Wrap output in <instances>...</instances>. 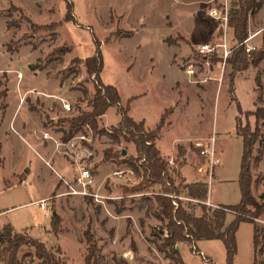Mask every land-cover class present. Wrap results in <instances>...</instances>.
I'll return each instance as SVG.
<instances>
[{
	"label": "rangeland",
	"instance_id": "1",
	"mask_svg": "<svg viewBox=\"0 0 264 264\" xmlns=\"http://www.w3.org/2000/svg\"><path fill=\"white\" fill-rule=\"evenodd\" d=\"M66 2L73 5L71 21L64 19ZM225 2L229 10L230 0H0V90L9 88L8 108L3 118V110L0 111L1 133L6 130L9 132L7 118L18 99L14 81H8L7 73L2 69L17 66L25 75L22 85L30 84L26 64L33 61L36 53L29 50L31 45L26 43L28 41L40 48L41 64L45 63V56L53 48L69 46L70 51L65 53L61 62L50 60L44 68L50 76L59 79L62 75L67 76L64 82L69 94L62 93L65 88L63 85H56L42 76H34L33 80L37 90L60 92L71 105V110L66 112L53 99L48 103L43 100L40 103L41 100L29 95L24 99L26 107L35 116H39L42 125L56 138L57 142L46 140L54 146L57 159L70 167L68 174L60 171L57 174L50 170L45 164L52 165V162L42 160L31 147L33 144L30 140L31 145L19 138L18 134H12L13 130H10V136L6 133L3 137L0 133V228L9 223L15 228L14 232L38 239L52 251L59 249L67 264H84L87 245L83 232L87 225L97 243L98 264H173L155 246L154 241L162 240L158 229L162 221L158 225L147 226L149 221L155 222L152 220L155 216L153 211H156L154 195L165 193L163 184H148L140 191H132L133 187L143 181V170L139 169V175H136L122 162V156L116 155L120 149L129 148L134 153L129 156L135 157L134 144L123 139L118 144L112 143L107 135L92 132L85 126L84 133L78 132L69 139H72L71 145L69 140L62 141L63 133L57 131L65 127V119L79 111L91 109L88 100L94 94L93 78L87 75L83 60L94 52L93 37L100 42L103 58L100 78L102 82L117 89L122 105H128V115L135 120H143L150 129L144 128L151 131L163 113H168L169 123L165 125V119L158 132L156 146L163 155H160L161 158L167 162L166 176L181 191L179 196L168 192L170 196L177 197L184 207L193 206L195 214H201L200 207L192 205L198 204L197 201L185 197L180 170L188 164L182 169L183 175L189 179L198 178L196 168L204 162L200 150L213 144L220 159L219 164L210 177L201 174L202 177L193 183L208 185V196L215 203L235 205L239 202L238 175L242 140L235 133L236 117L239 115L242 125L248 122L254 129L255 118L251 112L257 105L264 106V60L258 66L261 70V90L256 89L254 82L256 68L249 66L246 70L234 73L233 94L239 102V112L228 91L230 67L218 61L209 60L204 63L203 57L197 55L195 50L200 43L209 41L233 44L231 29L208 15L212 7H221ZM258 15L259 11L249 19V34L264 26V20L259 22ZM24 17L36 24L58 23L55 28L56 38L51 40L50 33L45 31L33 33ZM220 30L222 32L219 33ZM190 32H196L198 37L190 36ZM263 35L264 30L251 38L248 44L260 47ZM166 39L179 46L173 62L182 70L192 64L196 70L194 78L197 80L191 84L193 88L189 89L188 103L184 109L177 107L171 113L169 106L176 100L173 85L175 80L182 81L184 74L171 63L175 50L165 42ZM7 45L11 51L7 50ZM21 45L29 48L22 46L15 55L14 52ZM75 57L81 59L72 62ZM38 59L33 61L34 64ZM83 88L88 92L86 96H83ZM1 102L5 103V97ZM51 117L55 118L53 123L50 122ZM119 118L117 108L109 107L98 118V129L111 132ZM259 126L262 133L259 139L264 141V119L259 122ZM31 132L40 144L43 133L36 129ZM257 149L258 144H255L252 161ZM106 150L110 151L111 157L106 158ZM49 151L52 153L53 147L50 146L48 154ZM251 163L254 181L251 191L258 198L264 193V145L261 160ZM28 168L30 171H27ZM84 168L89 170L93 178V182L86 188V194L69 193L70 188L64 184L63 179L76 190H83L76 185L75 177ZM165 186L170 187L167 182ZM94 194L100 196L95 197ZM43 196L46 198V214L40 208V201L34 202ZM144 197H148L154 205L149 213L147 204L143 202ZM201 203L215 207L209 204L207 197ZM53 212L60 218L56 233L50 229ZM119 214L124 216L119 217ZM137 215L147 218L140 222L142 227L138 225ZM131 217L135 218L136 223ZM255 222L264 228V215ZM235 235V264H252L253 224L241 222ZM197 245L201 251L196 245L193 247L192 243H180V256L184 264L225 263V249L220 240H203L197 242ZM2 247L0 264H4L6 259ZM261 252H264V240L257 254L258 261L264 264ZM38 262L33 247L23 245L17 250L16 264Z\"/></svg>",
	"mask_w": 264,
	"mask_h": 264
},
{
	"label": "trees",
	"instance_id": "2",
	"mask_svg": "<svg viewBox=\"0 0 264 264\" xmlns=\"http://www.w3.org/2000/svg\"><path fill=\"white\" fill-rule=\"evenodd\" d=\"M263 4L264 0H230L227 27L232 29L233 37L237 44L232 46L231 55L226 59L225 63L231 69L228 74V91L231 99L237 104L239 112L241 108L233 94L234 73L236 71L246 70L249 66L256 68L254 82L256 89H262V81L260 78L261 70L258 66L264 60V35L262 36L260 47H256L249 52L245 51L243 42L249 36L248 23L250 17L255 15ZM65 5L66 12L64 19L65 21H71L73 5L71 2H66ZM26 20L33 33L45 31L50 33L49 37L51 40L56 38L55 28L59 25L58 23L36 24L29 18H26ZM9 26L10 24L7 22V27ZM220 32L222 31L220 30ZM93 38L95 43L94 52L91 56L83 60V66L85 67L87 75L93 78L94 94L88 100L91 109L89 111H79L78 114L64 120L67 122L68 127L62 130V141H68L78 132L84 133L85 126H87L92 132L107 135L112 143L118 144L120 139H123L126 142H132L134 144L136 156H124L122 157V162L127 164L136 175H139V169H142L143 181L131 190L140 191L148 184L153 183H161L165 188V193H157L154 195L156 211H153L154 215L162 221V225L158 227L162 240L160 242L154 241L155 246L158 251L164 253L165 258L171 259L175 264H184L176 248L179 243H192L195 246V242L198 240L218 239L223 243L225 249L224 264H233L237 253L236 230L241 222H249L253 224V264H263V261H258L257 254L260 244L264 240V228L259 227L255 220L264 215V193H261L256 198L251 191V184L253 182L251 162L258 163L263 155L264 141L259 139L262 136L259 122L264 119V106L257 105L255 110L251 112L255 118L254 129L250 127L248 122L242 125L239 115L236 117L235 133L242 140V158L238 175L240 190L239 202L235 205L208 207L201 203L207 197L208 192L204 183L184 185L185 197L197 201L198 204L192 205H197L201 209V214L196 215L193 206L184 207L177 197L170 196L169 193H174L176 196H179L181 191L179 188L173 186L172 180L166 176L165 169L167 162L161 158L155 146L158 132L162 125H164L168 113H163L155 129L151 131H147L144 128L143 121H135L129 117L127 114L128 105H120V97L117 89L110 84H104L100 78V73L103 68V58L100 50V42L95 37ZM165 42L169 45L174 44V42H170L168 39ZM26 43L30 44L33 50L37 48L35 43L29 41ZM7 50L11 51L8 45ZM68 51H70V48L67 45L53 48L45 56L46 60L44 64H41L42 60L39 58L37 63L29 65V68L33 71L43 70L46 62H50V60L61 62L63 56ZM206 58L214 62L219 60L215 55H206ZM79 59L75 57L72 59V62H78ZM66 77L63 75L60 77V84L64 82ZM6 93V87L0 90V111L6 107V104L1 102L6 97ZM82 93L83 96H86L88 92L83 88ZM258 100H261L260 96ZM111 106L116 107L120 115L117 126L113 127L111 132L101 128L98 129V118L105 114L106 110ZM255 144H258V149L252 161ZM109 152L107 150L105 151L106 158L111 157ZM120 153L121 150L116 155L121 156ZM166 182L170 187L165 186ZM143 200L145 202L144 204H147V212L149 213L154 205L148 197H144ZM140 208H142V205ZM229 213L232 215V219L227 221ZM50 218V229L56 233L59 230L60 218L56 213H52ZM83 235L87 245L84 264H98V247L89 225L86 226ZM23 245L34 248V256L39 260L37 264H67L61 256L59 249L52 251L47 249L45 244L38 239L32 238L24 233L14 232L13 227L9 223L0 228V246H3L1 251L6 255L4 264H16V252ZM260 251L262 250L260 249ZM263 254L264 252H261V255Z\"/></svg>",
	"mask_w": 264,
	"mask_h": 264
},
{
	"label": "crops",
	"instance_id": "3",
	"mask_svg": "<svg viewBox=\"0 0 264 264\" xmlns=\"http://www.w3.org/2000/svg\"><path fill=\"white\" fill-rule=\"evenodd\" d=\"M263 6H264V4H263ZM263 6L261 7V9L259 10V15H258V21L260 22V21H262V20H264V13H262V9H263ZM249 25V28H250V24H248ZM231 29V28H230ZM260 29V28H259ZM258 30V29H257ZM256 30V31H257ZM231 31H232V29H231ZM233 32V31H232ZM250 33H252V32H250ZM190 34V36H194L195 38H197L198 36L196 35L197 33L196 32H190L189 33ZM196 35V36H195ZM232 35H233V33H232ZM257 35V34H256ZM255 35V36H256ZM231 40H232V42H233V44H235V39H234V37L232 36V38H231ZM169 45V44H168ZM22 46H25V47H28L27 45H21V46H19L18 47V49L14 52L15 53V55L18 53V51H19V49L22 47ZM170 46H172L173 48H174V50H175V52H174V54H173V56H172V59H171V63L174 65V67H176L180 72H182L184 75H183V78H182V81L181 80H175V82H174V85H173V89H175L176 90V100H175V103L173 104V105H171V106H169V108L171 109V111H170V113L171 112H173V110L174 109H176L177 107H178V109H180V110H183L184 109V107L187 105V103H188V93H189V89L191 90L192 88H193V86L191 85V84H194L193 82H190L189 81V79H190V77L184 72V70H182L181 68H179L174 62H173V59H174V55H175V53L177 52L176 50H177V48H179V46L176 44V43H174V44H171ZM29 48V47H28ZM29 50L31 51V52H33V53H36V56H35V58L33 59V61L34 60H36V59H38L39 57H40V54H39V52H40V48H37V49H32L31 47L29 48ZM9 53V52H8ZM9 55H12V54H10L9 53ZM15 55H13V56H15ZM81 59V58H80ZM33 61H31V62H28L27 64H26V70H27V76H29V77H27V78H29L30 79V81H29V85L28 86H24V85H22V82H23V80H24V77H25V75H24V72H22L21 70H19L18 68H16L17 66H8L7 67V69H6V67H4V69H2L3 71H6V73H7V79H8V81L9 80H13L14 81V83H15V85H16V87H17V100H16V105L14 106V108L11 110V113L9 114V116H8V118H7V124H8V128H9V132H11L10 130H13L14 131V133L13 132H11L12 134H18L19 135V138H22V140H24L25 142L26 141H28V143H29V140L31 141V143L33 144V145H35V146H33V145H31L30 143V145H31V147L35 150V152L39 155V157L42 159V160H44V161H51L52 162V165L49 163H46L45 165L47 166V167H49L50 168V170H54L57 174H59L60 172H65V173H70V167L69 166H66V165H64V164H62L61 163V161H59L58 159H57V156L55 155V148H54V146L52 145V143L51 142H49V141H47L46 139H52L53 141H56V138L54 139L50 134H51V132L49 131V129L48 128H46L44 125H42V123H41V120H40V118H39V116L38 115H34V112L33 111H30L27 107H26V105H25V102H24V99H25V97L26 96H34V98H36L37 100H41V101H39L40 103H42L43 101L46 103H48L50 100H55V101H57L59 104H60V101H59V98H63V99H65L66 101H68V99H66V98H64V96H63V94L62 93H64V94H69V92H68V90H67V86H66V82H63L62 84H60V81H59V78H56V76L55 77H53V76H50L48 73H47V71H44L45 69H43V70H35V71H33V70H31L30 68H29V65H31V64H34V62ZM34 76H42V77H44L47 81H53L56 85H59V86H64L65 88L63 89V91H62V93H58V92H54L53 90H45V89H42V90H37L36 89V87H35V81L33 80V77ZM8 81H7V84H8ZM104 83V82H103ZM190 83V84H189ZM104 84H106V83H104ZM22 86H23V88H22ZM7 88H8V86H7ZM8 90H9V88L7 89V93H8ZM7 93H6V97H5V104H6V107L4 108V110H3V112H2V114L1 115H3L2 116V118L4 117V114L6 113V109L8 108V102H7V100H8V98H7ZM36 100V101H37ZM43 100V101H42ZM69 102V101H68ZM70 103V102H69ZM120 105L121 106H124V105H122V103H121V99H120ZM60 106H61V104H60ZM62 108V107H61ZM63 110V109H62ZM117 111H118V109H117ZM127 114H128V111H127ZM104 115V114H103ZM102 115V116H103ZM129 116V115H128ZM57 117V116H56ZM129 117H131V116H129ZM132 118V117H131ZM133 119V118H132ZM168 119V116H167V118H166V122H165V125L166 124H168L169 123V121L167 120ZM55 120V118L54 117H51L50 118V122L51 123H53V121ZM119 120H120V118H119ZM119 120L116 122V123H118L119 122ZM133 120H135V119H133ZM1 121H2V119L0 120V133H1ZM135 121H143V120H135ZM115 123V124H116ZM143 123H144V121H143ZM67 122H65V127H63V128H61V129H67ZM144 126H145V124H144ZM25 127V128H24ZM12 128V129H11ZM145 128L147 129V130H149L150 128H148L147 126H145ZM38 130L40 133H47V135H49L51 138H45V137H43L42 138V140L40 141V144L35 140V138H34V136H33V134H32V130L34 131V130ZM61 129H59V130H57V131H59V132H61L62 133V130ZM7 130H6V132L5 131H3V133H1V136H3V137H5L6 136V133L8 134L7 136H10V133H9ZM15 134V135H16ZM27 135V136H25V137H27L26 139H25V137H23V135ZM158 138V137H157ZM157 138H156V140H155V146H156V141H157ZM191 138H194V137H191ZM196 138V137H195ZM1 138H0V148H1ZM57 142V141H56ZM50 146L51 147H53V151H52V153L49 151V154H48V150H49V148H50ZM157 147V146H156ZM158 149V148H157ZM121 151L123 150V149H120ZM125 151H126V153H125V155H134V153H133V151H129V148L128 149H124ZM159 150V149H158ZM45 154V156L44 157H46V159L42 156V154ZM159 153H160V151H159ZM173 153H174V151H173ZM215 154H216V151H215ZM54 155H55V158L53 159V157H54ZM120 155L122 156V157H124L125 155H123L122 153H120ZM160 155H161V153H160ZM171 155H173V154H171ZM161 156H163V155H161ZM165 156V155H164ZM168 156V155H167ZM216 156H217V154H216ZM218 157V156H217ZM220 160V159H219ZM204 163V162H203ZM202 163V165L201 166H198L197 168H196V170H197V172L199 173V177H202L201 176V174L202 175H204V176H206V177H208L207 175H206V173H205V171H204V164ZM185 166H189L188 164H185V165H183L182 167H181V170H180V172H181V176H182V182H183V184L184 185H187V184H190V183H193V182H197L198 181V178H194V179H189V178H187L186 176H184L183 175V173H182V169L185 167ZM199 167H202V170L201 171H198V168ZM191 168V167H190ZM193 169V168H192ZM27 171H30L29 170V168L27 169ZM60 171V172H59ZM50 176H51V173H50ZM62 176V175H61ZM60 176V177H61ZM25 179H26V176H25V174H24V176H23V181H25ZM254 182V181H253ZM52 186H53V188H54V181H53V178H52ZM207 189H208V185H207ZM122 198V197H121ZM46 198H45V196H43V197H41V198H38V199H36V200H34V202H37V201H42V200H45ZM207 199H208V202H209V204L210 205H214V206H216V205H223V204H218V203H215V202H213L212 200H211V198L208 196V192H207ZM196 215H199V214H196ZM119 217H122V216H124V215H121V214H119L118 215ZM132 219H133V221L136 223V221H135V218L134 217H131ZM145 217H142V216H138L137 215V222H138V225L140 226V222H142V219H144ZM145 219H147V218H145ZM232 219V216L231 215H228V218H227V221H230ZM152 220H155V222H151V221H149V223L147 224V226H155V224L156 225H158L159 223H161V220L159 219V218H157V217H155V216H153V218H152ZM8 224V223H7ZM5 225V224H4ZM2 227V226H1ZM13 227V226H12ZM140 227H142V226H140ZM13 230H15V228L13 227ZM150 230H151V227H150ZM16 231V230H15ZM201 241H203V240H198V241H196L195 242V245H196V247L198 248V245H197V242H201ZM199 249V248H198ZM178 251H179V254H180V243L178 244ZM199 251H201L200 249H199ZM254 253V252H253ZM208 257V256H207ZM208 258H210V257H208ZM236 258V257H235ZM235 258H234V262H233V264H235ZM165 259H168V258H165ZM211 259V258H210ZM168 261L169 262H171V263H173V264H175L171 259H168ZM213 261V260H212ZM213 264H215L214 262H213ZM252 264H253V261H252Z\"/></svg>",
	"mask_w": 264,
	"mask_h": 264
},
{
	"label": "built area",
	"instance_id": "4",
	"mask_svg": "<svg viewBox=\"0 0 264 264\" xmlns=\"http://www.w3.org/2000/svg\"><path fill=\"white\" fill-rule=\"evenodd\" d=\"M208 15L212 19H214L216 21H220L227 26L228 4L225 2V4L222 5L221 7H217V6L212 7L208 11ZM262 30H264V26L262 28L258 29L257 31L250 33L249 36L247 37V39L243 42L246 52H249V51L256 48V46H254V45H249L248 41L251 38H253L256 34H259ZM236 44H237L236 42H235V44L227 45L226 41L225 42H210L209 41V42L200 43L196 47L195 50H196L197 54H199L201 57H203L202 60L204 61V63H208V61H209V60H207L206 55H215L219 59L218 63H222V65H225L226 59L231 55L232 46H234ZM184 72L190 77V79H189L190 82H193V83L197 82V80H195V78H194L196 75V70L192 67V64L186 65V67L184 68ZM201 81L203 82L205 80H201ZM59 101H60L61 107L64 111L68 112L71 110V105L68 101H66L63 98H59ZM43 137L51 138L49 135H47V133H44ZM82 138H84V136H82ZM210 139L213 140V137H210ZM71 141H72V139L69 140L68 143L73 145V143ZM212 145L211 146H205V147L201 148V150H200V154L204 158V171H205L206 175L207 174L209 175V177L212 175V172L215 169V166L218 165L220 162L219 158L215 154V150H214ZM201 170H202V167H199L198 171H201ZM131 173L133 174L132 171H131ZM115 174H120V173L115 172ZM63 182H64V184L68 185V187L70 188L69 193L86 194V188L93 182V178H92L91 174L89 173V170L84 168V169L80 170L78 175L75 177L76 185L80 186L83 190H76L65 179H63ZM94 195H95V197L100 196L98 194H94ZM40 208L44 211L45 214L47 213L48 210L45 208L44 200H42L40 202ZM193 247H195V246L193 245ZM262 257L264 258V254L262 255Z\"/></svg>",
	"mask_w": 264,
	"mask_h": 264
},
{
	"label": "water",
	"instance_id": "5",
	"mask_svg": "<svg viewBox=\"0 0 264 264\" xmlns=\"http://www.w3.org/2000/svg\"><path fill=\"white\" fill-rule=\"evenodd\" d=\"M121 153L123 154V155H125V153H126V151L123 149L122 151H121ZM55 212H53V214H54ZM176 248L178 249V245L176 246Z\"/></svg>",
	"mask_w": 264,
	"mask_h": 264
}]
</instances>
